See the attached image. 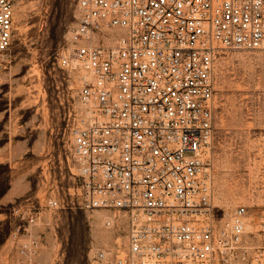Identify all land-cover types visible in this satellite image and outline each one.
Returning a JSON list of instances; mask_svg holds the SVG:
<instances>
[{
    "label": "built area",
    "instance_id": "1",
    "mask_svg": "<svg viewBox=\"0 0 264 264\" xmlns=\"http://www.w3.org/2000/svg\"><path fill=\"white\" fill-rule=\"evenodd\" d=\"M14 3L0 0V67ZM67 40L58 61L79 73L80 204L127 223L122 252L98 247L91 264H264V213L254 221L241 204L225 218L214 203L213 124L219 52L264 49V0H77Z\"/></svg>",
    "mask_w": 264,
    "mask_h": 264
},
{
    "label": "rangeland",
    "instance_id": "2",
    "mask_svg": "<svg viewBox=\"0 0 264 264\" xmlns=\"http://www.w3.org/2000/svg\"><path fill=\"white\" fill-rule=\"evenodd\" d=\"M14 4L15 37L0 67V264H91L98 247L122 252L127 223L122 211L67 207L75 193L82 199L72 154L82 105L79 73L58 59L77 0ZM215 88L214 203L225 218L246 205L255 221L264 213V49L221 50ZM49 197L58 208L46 207ZM33 238L35 255L22 250Z\"/></svg>",
    "mask_w": 264,
    "mask_h": 264
},
{
    "label": "trees",
    "instance_id": "3",
    "mask_svg": "<svg viewBox=\"0 0 264 264\" xmlns=\"http://www.w3.org/2000/svg\"><path fill=\"white\" fill-rule=\"evenodd\" d=\"M71 200V201H70ZM67 201V207H79L82 208L80 201L78 199V195L75 193L72 198Z\"/></svg>",
    "mask_w": 264,
    "mask_h": 264
},
{
    "label": "bare ground",
    "instance_id": "4",
    "mask_svg": "<svg viewBox=\"0 0 264 264\" xmlns=\"http://www.w3.org/2000/svg\"><path fill=\"white\" fill-rule=\"evenodd\" d=\"M105 212H107V211H105ZM107 213H108V212H107ZM101 216H105V214L102 212V213H101Z\"/></svg>",
    "mask_w": 264,
    "mask_h": 264
}]
</instances>
